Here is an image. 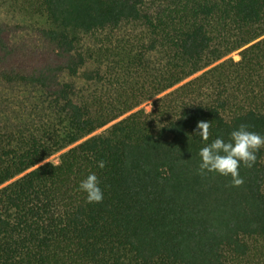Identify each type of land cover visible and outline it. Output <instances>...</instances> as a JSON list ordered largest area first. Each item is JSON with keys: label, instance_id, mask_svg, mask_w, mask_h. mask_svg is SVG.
I'll list each match as a JSON object with an SVG mask.
<instances>
[{"label": "trees", "instance_id": "obj_1", "mask_svg": "<svg viewBox=\"0 0 264 264\" xmlns=\"http://www.w3.org/2000/svg\"><path fill=\"white\" fill-rule=\"evenodd\" d=\"M198 121L264 134V0H0V264H264V149L198 175Z\"/></svg>", "mask_w": 264, "mask_h": 264}, {"label": "clouds", "instance_id": "obj_2", "mask_svg": "<svg viewBox=\"0 0 264 264\" xmlns=\"http://www.w3.org/2000/svg\"><path fill=\"white\" fill-rule=\"evenodd\" d=\"M147 111L151 112V101L148 100ZM209 121H198L195 136L200 138L201 146L198 149V175L209 173L230 178L231 187L243 184V177L239 174L241 166L252 167L257 161V153L264 149V134L250 131L249 125L240 124L234 128L227 138L217 136L209 139ZM98 168L106 166L104 160L96 162ZM79 190L86 194L87 203H101L104 192L100 180L94 172H89L79 183Z\"/></svg>", "mask_w": 264, "mask_h": 264}, {"label": "rangeland", "instance_id": "obj_3", "mask_svg": "<svg viewBox=\"0 0 264 264\" xmlns=\"http://www.w3.org/2000/svg\"><path fill=\"white\" fill-rule=\"evenodd\" d=\"M235 57H236V58H238V56H237V55H235Z\"/></svg>", "mask_w": 264, "mask_h": 264}]
</instances>
